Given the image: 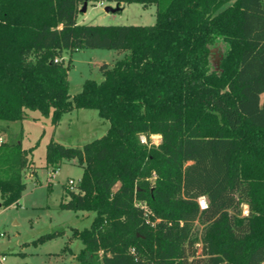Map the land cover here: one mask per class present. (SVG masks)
<instances>
[{
    "label": "trees",
    "instance_id": "1",
    "mask_svg": "<svg viewBox=\"0 0 264 264\" xmlns=\"http://www.w3.org/2000/svg\"><path fill=\"white\" fill-rule=\"evenodd\" d=\"M87 1L0 0V122L109 123L81 148L46 146L53 171L82 168L60 208L94 213L72 230L77 264H264V0H113L154 5L152 26L79 25ZM83 49L125 54L70 98L63 54ZM32 153L0 143V207L18 204Z\"/></svg>",
    "mask_w": 264,
    "mask_h": 264
},
{
    "label": "rangeland",
    "instance_id": "2",
    "mask_svg": "<svg viewBox=\"0 0 264 264\" xmlns=\"http://www.w3.org/2000/svg\"><path fill=\"white\" fill-rule=\"evenodd\" d=\"M76 22L79 25L152 26L156 22V8L137 3L118 5L113 0H89L85 6L84 3L79 5ZM218 46L224 47V44L221 42ZM124 54L111 49L65 52L63 59L65 63L70 62L67 72L70 98L81 91L86 80L101 82L104 76L100 66L112 67ZM108 127L109 123L99 118L97 111L88 109L65 113L56 125L38 111H27L21 121L0 122L2 142L20 144L24 149L33 147L32 164L23 173L25 187L18 204L0 207V264L78 263L76 256L83 245L73 237L72 230L89 228L94 213L64 210L60 203L67 200L64 196L66 187L77 192L82 168L74 159H63L53 171L46 166V146L53 141L65 147L81 148L101 138ZM151 140L158 143L160 139L152 136ZM198 202L200 205V200ZM50 233L56 235L42 242L36 241Z\"/></svg>",
    "mask_w": 264,
    "mask_h": 264
},
{
    "label": "built area",
    "instance_id": "3",
    "mask_svg": "<svg viewBox=\"0 0 264 264\" xmlns=\"http://www.w3.org/2000/svg\"><path fill=\"white\" fill-rule=\"evenodd\" d=\"M69 183L72 184V181H69ZM199 200H200V208H203L205 206V204H203V198H200ZM0 236L2 235L0 234ZM2 261H3V258H2Z\"/></svg>",
    "mask_w": 264,
    "mask_h": 264
},
{
    "label": "water",
    "instance_id": "4",
    "mask_svg": "<svg viewBox=\"0 0 264 264\" xmlns=\"http://www.w3.org/2000/svg\"><path fill=\"white\" fill-rule=\"evenodd\" d=\"M85 3H86V2H84V6H85ZM106 10H107V11H112V10H111V9H109V8H107Z\"/></svg>",
    "mask_w": 264,
    "mask_h": 264
},
{
    "label": "crops",
    "instance_id": "5",
    "mask_svg": "<svg viewBox=\"0 0 264 264\" xmlns=\"http://www.w3.org/2000/svg\"><path fill=\"white\" fill-rule=\"evenodd\" d=\"M0 142H2L1 139H0Z\"/></svg>",
    "mask_w": 264,
    "mask_h": 264
}]
</instances>
